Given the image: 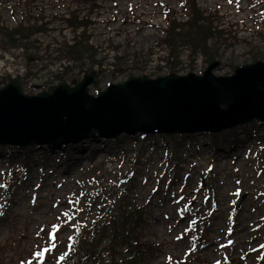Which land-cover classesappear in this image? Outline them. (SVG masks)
Here are the masks:
<instances>
[{
	"label": "rangeland",
	"instance_id": "obj_1",
	"mask_svg": "<svg viewBox=\"0 0 264 264\" xmlns=\"http://www.w3.org/2000/svg\"><path fill=\"white\" fill-rule=\"evenodd\" d=\"M180 1L87 0L84 4L73 3L76 7H72L71 0H36L31 6L19 4L18 0H0V23L9 18L7 23L10 26L19 25L21 23L19 18L18 21L13 18V23L11 22L16 13L17 16L22 14L23 20L30 17L43 19V30L23 41V44L27 45L29 49L39 51L40 55L44 56L43 61H38L35 66L30 67L32 76H34V74L43 71V67L50 61L48 57H51V52H47L49 45L54 41L60 43L73 38L74 33L63 22L65 15L71 10L79 11L82 14L81 17L89 16L90 13L92 18L90 20L92 24L89 26L91 43L98 49V59L103 60L104 69L107 71L104 75V82L99 87L102 89L108 81L121 83L125 78L132 76L157 77V74L164 73L159 69L165 67V64L159 67L153 66L154 62L160 65V62L164 61L169 54V49L165 45L159 46L165 38L164 30L167 28L166 14L168 11H164V6L170 5L172 9L182 11L179 5ZM198 1L203 9L209 10L215 15L214 26H218V29L226 32L219 41L215 39L209 43L221 63L220 68L215 72L216 76H232L236 67L250 65L258 59L264 61V15L259 16L255 13L257 8L255 10L250 8L252 0H240V2L238 0H231V2L229 0ZM21 7L23 8L21 9ZM90 7L93 8V14L90 12ZM179 19L180 21L184 20L182 14H179ZM47 29H49V33L46 34ZM4 37L0 34V41ZM178 52L182 64L178 68L179 72L199 73L208 67L201 55L192 62L190 60L191 51L187 47ZM117 58L121 60L119 61ZM114 65L120 66V70H123L117 72L118 69H116L113 74L112 67ZM40 67H42L41 70ZM10 68L12 67L6 65L3 70L4 75H0V77L10 76L8 73ZM155 69L157 70L155 71ZM45 73L44 71L37 77ZM34 78L33 82L36 81V76ZM46 80L47 77L43 76L39 83L45 86ZM73 80L74 76L68 77V82ZM4 86L3 80H0V89ZM92 92L95 93L94 90ZM248 129L249 127H245L242 133L236 137H234V132L225 133L217 141L221 149L237 146L236 151L229 156H224L221 151H214L212 147L209 148L207 139L201 137L169 140L168 147L171 146V150L163 144L160 139L162 136H149L144 140L138 136L134 139L128 138L127 141H122L123 137L114 141L87 140L75 149L73 146L57 149L56 151L62 153L63 157L59 153L53 155L47 150L48 148L42 147L14 150L11 157H8L10 154V152L7 153L8 148L0 147L6 152L0 153V218L5 219L3 223L0 222V264H17L22 259H25L27 264H34L33 260L37 257L34 254V244L37 242L39 229L42 225L50 224H58L62 227L55 240L51 236L48 241L49 247L54 246L53 250L56 252L55 255H50V259L55 260L57 255L67 251L68 240L73 231L71 225L66 227V223L70 221V213L72 211L78 213L83 209L77 219L85 223L92 221L96 215L106 217L108 206L111 203H120L124 196L119 197V194L121 195L122 189L127 188L134 189L126 197L128 201L133 204L140 203L147 211L143 229L146 241L163 245L162 254L149 264H166L165 255L168 254L184 258L185 254L193 247L192 238L185 239L179 235L187 228L188 223L183 220L182 228L173 233L170 232L173 223L165 218L169 217L168 219L171 221L177 219L176 209L179 205L176 200L180 193L179 189H185V187L180 181L175 186L172 196L163 191V189H170V185H168L170 170L164 169L167 164L166 160L169 159L171 152L177 150L186 159L187 165H184L183 169L186 172H191L193 169L187 191L198 186L207 170L214 167L212 173L216 180L217 197L220 202V211L215 214V223L219 221L221 233H223L228 228L227 218L232 213L230 206L235 196H231V194L237 188L231 187L229 181L231 179L239 180V175H241V177H247L259 187L264 188V128L261 133L256 130L258 135L247 131ZM197 139L203 143L200 146L204 150H199L194 145L187 146L188 141L195 143ZM78 147L80 148L77 149ZM124 154L127 160L121 166L116 162V158ZM79 160L84 162L78 163ZM243 160H246L247 165L241 166L244 168L247 166L248 172H251L253 166H258V169H254L252 176L248 175L245 169L242 174L235 173V167ZM193 161L197 163L195 168L190 164ZM76 163H78L77 167ZM24 165L30 169L29 172ZM65 167H68L65 172L71 170L72 175L69 178L63 176L58 181L63 180L67 183L63 184L61 188L57 187L58 189L48 187L47 184L41 185L43 189L37 190L43 200H46L47 193L51 196L41 204L38 199H32L29 190L38 180L46 183V181L51 180L50 182H52L54 179L53 182H56V169L59 168L58 170L61 171ZM24 169L27 171V176L25 175V179L22 180L20 172ZM63 171H61L62 175ZM122 172L126 173L119 176ZM212 173L210 172V178ZM15 179L20 180L15 183ZM28 179L31 180L27 181ZM60 183L58 182V186L61 185ZM248 185L249 183L246 182L244 187ZM8 186L12 189L11 191ZM238 188L242 189V186L239 185ZM153 189H162V194L161 192L152 194ZM249 191V189L243 190L242 195L246 196V199L239 210V218L246 215L247 202L250 199ZM31 193L33 194V192ZM62 193L65 196L61 199L57 198ZM260 194L264 195V190ZM11 196H13L12 205L9 204ZM254 197H256L255 194H253V200ZM201 198L202 196H199L194 208L200 209L201 207L203 211L205 207L209 210V205L206 207L205 204H201ZM54 201L55 203H53ZM255 203L259 205L261 200L255 199ZM157 207L158 209L162 208L159 211ZM259 210L261 209L249 203V216L238 222L235 237L238 238V231L242 230L243 234L241 233L238 239H243L248 232L245 228L246 223L255 222L254 219ZM39 211L41 215L49 214L40 216ZM253 213H255L254 219H252ZM163 214L167 217L164 218ZM157 218L162 222L159 219L157 222ZM246 226L251 229L248 224ZM221 233L217 235L212 224L205 231L206 239L210 245L204 249V255L213 264L221 262L215 243L221 237ZM261 236L264 237V235ZM225 239V237L220 239V245L224 243ZM238 239L234 243L236 246L233 251L237 255L247 253L245 261L240 260V264H257L260 261L259 252L252 253L251 250L255 246L263 244L264 238L258 241L246 239L249 242Z\"/></svg>",
	"mask_w": 264,
	"mask_h": 264
},
{
	"label": "water",
	"instance_id": "obj_2",
	"mask_svg": "<svg viewBox=\"0 0 264 264\" xmlns=\"http://www.w3.org/2000/svg\"><path fill=\"white\" fill-rule=\"evenodd\" d=\"M219 65L211 64L203 76L131 78L98 97L90 95V87L99 84L96 73L74 87L62 83L36 96L12 82L0 91V144L68 145L124 133H220L264 121V62L237 67L231 77H216Z\"/></svg>",
	"mask_w": 264,
	"mask_h": 264
},
{
	"label": "trees",
	"instance_id": "obj_3",
	"mask_svg": "<svg viewBox=\"0 0 264 264\" xmlns=\"http://www.w3.org/2000/svg\"><path fill=\"white\" fill-rule=\"evenodd\" d=\"M190 11L191 16L188 23L180 24L176 20L170 21L169 28L166 31L164 42L170 47L171 56L174 58L169 62L173 69L181 64L178 52L180 46H187L191 50L192 61L196 59L198 54L203 55L206 64L218 60L214 50L209 46V42L216 38L221 39L222 33L213 31L212 24L197 7L191 5ZM66 21L75 33L81 28L84 30L80 35L75 36L72 45L65 43L58 50V53L63 58L74 60L76 62L75 70L69 72H76L78 73L76 76H81L83 73L92 71L96 65L102 64L96 60L97 50L90 43L91 37L88 35L86 23L78 21L76 15ZM39 30L20 27L12 32H6L5 36L10 45H16ZM118 60L120 61L121 59L118 58ZM106 229L107 227L98 228L95 235L89 240L85 236L83 239H78L80 250L77 258H81L79 254L83 251L82 248L92 243H98L94 251L85 252L84 257L86 259L92 258L96 261L94 263L100 261L102 264H143L145 255L142 248L137 246L129 235L134 229L133 226H127L126 222L118 224L116 235L109 234ZM102 247L103 249H101ZM125 247L126 249L124 250L123 248Z\"/></svg>",
	"mask_w": 264,
	"mask_h": 264
},
{
	"label": "bare ground",
	"instance_id": "obj_4",
	"mask_svg": "<svg viewBox=\"0 0 264 264\" xmlns=\"http://www.w3.org/2000/svg\"><path fill=\"white\" fill-rule=\"evenodd\" d=\"M182 94H184L183 92H182ZM189 97H190V95H189ZM189 97L187 98V100H189L190 102H191V100L189 99ZM192 103V102H191ZM193 104V103H192ZM189 107H190V109H193V107L192 106H190L189 105ZM260 129H261V126H260ZM83 150V149H82ZM91 150H92V148H91ZM95 155H97V154H95ZM92 156H94V155H92ZM254 219V218H253ZM255 220V219H254ZM160 223V222H159ZM241 233H242V230L241 231H238V234H237V236H238V238H240V236H241ZM243 234V233H242ZM242 239V238H241Z\"/></svg>",
	"mask_w": 264,
	"mask_h": 264
},
{
	"label": "snow or ice",
	"instance_id": "obj_5",
	"mask_svg": "<svg viewBox=\"0 0 264 264\" xmlns=\"http://www.w3.org/2000/svg\"><path fill=\"white\" fill-rule=\"evenodd\" d=\"M229 2H231V0H229ZM53 240H55V233H53ZM48 251H50V249H45L44 253H47ZM42 255V253L37 254L38 258H40ZM61 260H63V257H61Z\"/></svg>",
	"mask_w": 264,
	"mask_h": 264
}]
</instances>
